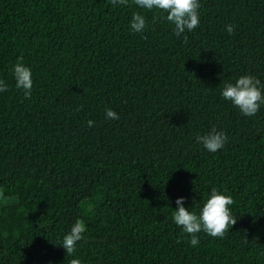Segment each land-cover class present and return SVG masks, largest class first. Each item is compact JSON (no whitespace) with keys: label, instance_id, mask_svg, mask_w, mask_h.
Masks as SVG:
<instances>
[{"label":"trees","instance_id":"16d2710c","mask_svg":"<svg viewBox=\"0 0 264 264\" xmlns=\"http://www.w3.org/2000/svg\"><path fill=\"white\" fill-rule=\"evenodd\" d=\"M200 4L178 37L134 0H0V264H264V104L245 116L221 95L244 75L264 89V0ZM213 128L227 141L209 152L197 137ZM213 188L237 223L193 247L175 202L199 214Z\"/></svg>","mask_w":264,"mask_h":264},{"label":"clouds","instance_id":"9594fccd","mask_svg":"<svg viewBox=\"0 0 264 264\" xmlns=\"http://www.w3.org/2000/svg\"><path fill=\"white\" fill-rule=\"evenodd\" d=\"M112 5L117 3L126 5L128 0H111ZM134 3L140 8L147 10H160L167 13L166 19L174 25V32L179 37L185 31L195 30L200 23L199 9L200 0H134ZM146 19L140 13H133L130 27L132 31L140 33L146 28ZM227 32L234 33V26L228 25ZM187 42V36H184ZM13 75L16 81V87L23 91L25 98H31L33 79L29 67L23 64V57H19L13 67ZM7 90V85L0 80V92ZM225 100L239 108L245 116H254L264 104V89L261 87V81L254 76L244 75L233 83H226L222 93ZM106 118L118 120V114L111 108L105 109ZM89 127L94 125V121H88ZM209 152H216L224 147L227 141V134L213 128L210 133L197 137ZM177 209L173 212V220L176 225L182 228V231L190 237V244L195 247L199 245L198 233L204 232L211 237L223 238L229 228L237 223V219L232 216L230 205L234 200L230 195L222 194L218 189L211 190L210 198L204 203L199 214L190 212L185 205V198L180 197L175 202ZM85 231L84 225L77 221L70 232L64 236L62 246L67 255H73L76 252V244L83 239ZM70 264H82L80 259H72Z\"/></svg>","mask_w":264,"mask_h":264},{"label":"rangeland","instance_id":"374dc122","mask_svg":"<svg viewBox=\"0 0 264 264\" xmlns=\"http://www.w3.org/2000/svg\"><path fill=\"white\" fill-rule=\"evenodd\" d=\"M9 200H10V202L13 203V204H15V203L18 202V198H17V197H11Z\"/></svg>","mask_w":264,"mask_h":264}]
</instances>
